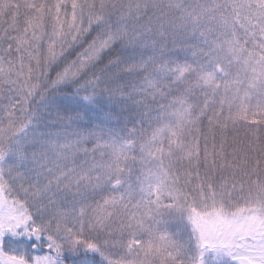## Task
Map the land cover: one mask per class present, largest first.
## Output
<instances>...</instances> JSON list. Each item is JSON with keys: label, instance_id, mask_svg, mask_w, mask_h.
<instances>
[{"label": "snow or ice", "instance_id": "1", "mask_svg": "<svg viewBox=\"0 0 264 264\" xmlns=\"http://www.w3.org/2000/svg\"><path fill=\"white\" fill-rule=\"evenodd\" d=\"M0 264H264V0H0Z\"/></svg>", "mask_w": 264, "mask_h": 264}]
</instances>
